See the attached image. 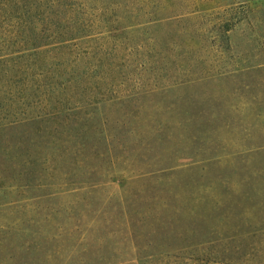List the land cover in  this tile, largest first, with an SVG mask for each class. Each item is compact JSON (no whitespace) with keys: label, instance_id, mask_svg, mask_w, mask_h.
Listing matches in <instances>:
<instances>
[{"label":"rangeland","instance_id":"rangeland-1","mask_svg":"<svg viewBox=\"0 0 264 264\" xmlns=\"http://www.w3.org/2000/svg\"><path fill=\"white\" fill-rule=\"evenodd\" d=\"M0 50V264H264V0H0Z\"/></svg>","mask_w":264,"mask_h":264},{"label":"trees","instance_id":"trees-1","mask_svg":"<svg viewBox=\"0 0 264 264\" xmlns=\"http://www.w3.org/2000/svg\"><path fill=\"white\" fill-rule=\"evenodd\" d=\"M1 10H3L1 8ZM46 44H41V43H32V45H29V46H26L24 47V52L25 51H28V56H33V55H36V51L38 50V48L42 47V46H45ZM1 52V50H0ZM19 52V51H17ZM20 54V53H19ZM18 56V55H17ZM27 57L25 55H19V58H22V57ZM9 63H15L14 61L10 60V59H7L6 58V54H1L0 53V76H2L3 74L6 73L7 71V68L10 67V64ZM19 79L16 78V82L20 83V81H18ZM14 84V82H12ZM14 98V97H13ZM18 98H19V95H18ZM15 99V98H14ZM2 103V100H0V111L1 112H4V107L1 105ZM4 114V113H2ZM19 113H15L14 117L12 118H5L4 116L3 117H0V128H6L8 126H12V125H18L19 123H22V122H26V121H30V120H34V119H37L39 118L38 115H36L35 117L33 116H26V117H20L18 116ZM41 118V117H40ZM193 245V244H192ZM189 246V245H188ZM183 247V246H182ZM207 261H210L211 260V255H209L208 257H206ZM205 259L202 258V261H204ZM87 264H103L102 261H98L97 263H92V262H89Z\"/></svg>","mask_w":264,"mask_h":264}]
</instances>
